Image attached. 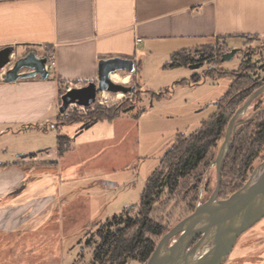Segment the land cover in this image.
I'll return each instance as SVG.
<instances>
[{"label": "crops", "instance_id": "crops-1", "mask_svg": "<svg viewBox=\"0 0 264 264\" xmlns=\"http://www.w3.org/2000/svg\"><path fill=\"white\" fill-rule=\"evenodd\" d=\"M234 40H264V0H0V50L15 48L12 63L30 51L56 59L46 79L6 82L0 69V241L47 230L78 197L74 191L126 187L107 176L125 172L132 140L139 144L136 109L86 127L58 126L67 85L98 81L101 60L130 59L135 71L125 77L141 89L143 101L150 96L146 72L161 76L178 52L214 41L233 49ZM51 127L71 139L62 155L57 140L33 149L20 142L32 133L41 141Z\"/></svg>", "mask_w": 264, "mask_h": 264}, {"label": "rangeland", "instance_id": "rangeland-1", "mask_svg": "<svg viewBox=\"0 0 264 264\" xmlns=\"http://www.w3.org/2000/svg\"><path fill=\"white\" fill-rule=\"evenodd\" d=\"M230 43L233 49H240L231 60H222L223 54L231 49L222 41H214L190 52V57L196 60L203 58L193 63L200 64L197 69H192V64L167 66V61L163 65L164 72L161 76L155 77L149 71L146 72L142 81L146 83V90H149L150 96L143 101L142 92L134 93L136 85L130 78V81L123 85L135 87L132 93H122V96L116 98L115 93L109 92L108 102L103 104L97 102L92 108L77 114L79 117H87L96 110L97 105L104 108L121 103L126 104V107L134 105L135 113L141 119L139 144L132 140L130 157L124 160V165L128 169L118 175L107 176L108 181L112 180L116 184L125 182L126 187L123 190L115 187L110 193L100 189L92 192V195H85L82 189L74 191L78 197L64 207L63 216L56 223H51L47 230L43 228V231L29 232L10 243L1 240L0 243L6 244L0 245V264H92L93 249L100 242L95 232L102 222L104 223L108 217L122 213L125 209H128L129 215L135 217L138 213L135 206L140 204L149 176L173 146L177 135L193 133L216 112L215 103L225 96L234 79L218 75L217 70L237 71L242 65L251 66L255 67L253 74L264 79V40L249 42L234 40ZM120 73L125 76V72ZM166 90L170 93L167 92L163 99L156 96ZM255 112L251 108L244 116L249 115V118ZM84 123L86 121H83L82 125ZM69 125L71 124H66ZM55 132L51 127L50 134L41 141L33 139L36 134L32 133L23 137L20 142L25 144V148L30 149L41 145L49 147L56 144L58 136ZM219 149H213L198 170L200 182L195 205L207 201L216 187L215 159ZM263 160L264 149L255 159L251 172ZM233 179L232 175L225 173L222 180L224 190L220 199L230 195ZM98 180L105 181L103 177ZM196 182L198 180H192L191 185H196ZM189 189H183L182 195L177 193L164 195L155 204L154 216L168 231L163 236L154 238L157 244L162 240L171 244L179 236V232L171 231L191 215L189 206L191 197H187ZM245 262L264 264V218L240 236L224 264ZM127 264L146 263L129 260Z\"/></svg>", "mask_w": 264, "mask_h": 264}, {"label": "trees", "instance_id": "trees-1", "mask_svg": "<svg viewBox=\"0 0 264 264\" xmlns=\"http://www.w3.org/2000/svg\"><path fill=\"white\" fill-rule=\"evenodd\" d=\"M202 59L196 60L190 57V52H178L173 55L167 66H188ZM254 71L255 67L244 65L237 71L217 70L218 75L230 76L234 79L225 96L215 103L216 112L193 133L177 135L173 146L149 176L140 204L135 206L138 209L135 217L129 215L128 209H125L122 213L106 219L98 227L95 233L100 238V242L93 249L92 264H127L129 260L147 263L158 245L154 238L168 232L166 226L154 216V206L164 195L175 193L182 195L183 189L190 188L187 195L191 197L189 198L190 214L196 210L195 202L200 182L199 168L206 162L213 149L221 147L228 125L238 109L264 84V79L256 77ZM140 92L141 89L136 86L134 93ZM167 92L170 93L166 90L156 96L162 98ZM251 108L253 111L264 108V91L236 120L241 123L236 127L233 143L222 165V180L225 173L234 178L230 195L247 181L255 159L264 149V111L247 120L249 115L244 116V114ZM134 109V105L126 107L124 103L110 108L97 105L96 110L89 116L79 117L74 113L67 119L59 117L57 125L82 124L86 121L83 124L86 127L96 122L112 121ZM70 142L68 136L59 132L57 144L60 155L69 148ZM192 180H198L197 184L191 185ZM223 190L222 181L219 198H222Z\"/></svg>", "mask_w": 264, "mask_h": 264}, {"label": "water", "instance_id": "water-1", "mask_svg": "<svg viewBox=\"0 0 264 264\" xmlns=\"http://www.w3.org/2000/svg\"><path fill=\"white\" fill-rule=\"evenodd\" d=\"M239 50L234 48L224 53L222 60L233 59ZM14 51L12 46L0 50V69L11 62ZM46 62V57H39L35 51H30L16 59L4 79L14 82L35 75L46 79L49 76L45 69ZM199 67L200 64L191 65L193 69ZM134 71L135 62L130 59L115 57L101 60L98 81L65 92L61 96L60 113L65 112L71 103L87 107L95 104L100 91L132 93L135 87L117 83L111 75L120 72L132 74ZM263 91L264 84L250 95L230 121L225 140L215 159L217 183L209 199L200 202L184 222L172 229L171 232H179V236L171 244L162 240L146 264H224L240 236L264 218V160L253 169L240 189L227 198H219L223 161L233 143L236 127L241 123L236 120ZM262 111L264 108L257 110L247 120Z\"/></svg>", "mask_w": 264, "mask_h": 264}, {"label": "built area", "instance_id": "built-area-1", "mask_svg": "<svg viewBox=\"0 0 264 264\" xmlns=\"http://www.w3.org/2000/svg\"><path fill=\"white\" fill-rule=\"evenodd\" d=\"M140 41H141V39L138 38L137 43H140ZM46 58H47V62L45 64V69L48 72V75L52 76L54 73L55 67H56L55 56L53 54H50V55L46 56ZM11 63H12V60L8 65H6L4 68H2V69H4L3 76H5L8 69H11L13 67L14 62L12 63V65H11ZM6 68H8V69H6ZM72 88H73L72 85H67L65 92L71 90ZM105 92L106 91H100L97 93L96 102H99L100 104L108 102V98H106ZM93 105L87 107L84 105H79L77 103H71L65 112L59 114V117L61 119H67L71 116V114H74V113L81 114V113L85 112L86 110L92 108Z\"/></svg>", "mask_w": 264, "mask_h": 264}, {"label": "bare ground", "instance_id": "bare-ground-1", "mask_svg": "<svg viewBox=\"0 0 264 264\" xmlns=\"http://www.w3.org/2000/svg\"><path fill=\"white\" fill-rule=\"evenodd\" d=\"M111 78H112L113 81H115L117 83H121V84L122 83L124 84V83H127L128 82V78L125 77L124 75H121L120 73H114V74H112L111 75ZM122 93L123 92H117V93H115V97L118 98V97L122 96ZM105 96H106V98H109L110 97V93L106 91L105 92Z\"/></svg>", "mask_w": 264, "mask_h": 264}, {"label": "flooded vegetation", "instance_id": "flooded-vegetation-1", "mask_svg": "<svg viewBox=\"0 0 264 264\" xmlns=\"http://www.w3.org/2000/svg\"><path fill=\"white\" fill-rule=\"evenodd\" d=\"M214 59V58H213Z\"/></svg>", "mask_w": 264, "mask_h": 264}]
</instances>
